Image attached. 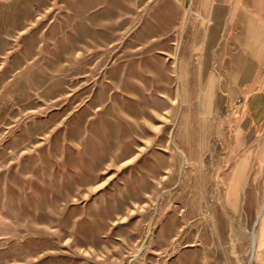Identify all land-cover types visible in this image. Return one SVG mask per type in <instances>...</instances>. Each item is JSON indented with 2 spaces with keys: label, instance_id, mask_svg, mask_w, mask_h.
<instances>
[{
  "label": "rangeland",
  "instance_id": "obj_1",
  "mask_svg": "<svg viewBox=\"0 0 264 264\" xmlns=\"http://www.w3.org/2000/svg\"><path fill=\"white\" fill-rule=\"evenodd\" d=\"M259 2L0 0V264H264Z\"/></svg>",
  "mask_w": 264,
  "mask_h": 264
},
{
  "label": "crops",
  "instance_id": "obj_2",
  "mask_svg": "<svg viewBox=\"0 0 264 264\" xmlns=\"http://www.w3.org/2000/svg\"><path fill=\"white\" fill-rule=\"evenodd\" d=\"M217 1H230V0H217ZM232 1H237V2H241V1H245V0H232ZM255 1H260L259 2V8L257 9L256 12L254 13H251V12H247V14H251L253 16H264V0H255ZM240 15H243L242 13L239 12ZM260 27L264 26V24L262 23L261 25L258 24ZM252 64H253V61H250V60H247V64H246V67H245V70H244V74H243V79H245L246 81H244V85H246L245 87L247 88L250 87V85L253 83L252 79L250 78V73L252 72ZM251 81V82H250ZM248 89V88H247ZM246 89V90H247ZM264 92V91H263ZM252 107H254V105H252Z\"/></svg>",
  "mask_w": 264,
  "mask_h": 264
}]
</instances>
